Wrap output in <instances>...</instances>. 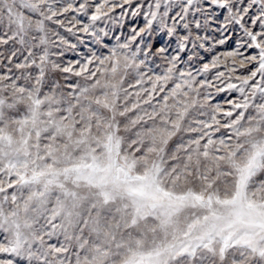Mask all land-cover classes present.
I'll return each mask as SVG.
<instances>
[{
  "label": "snow or ice",
  "instance_id": "snow-or-ice-1",
  "mask_svg": "<svg viewBox=\"0 0 264 264\" xmlns=\"http://www.w3.org/2000/svg\"><path fill=\"white\" fill-rule=\"evenodd\" d=\"M0 264H264V0H0Z\"/></svg>",
  "mask_w": 264,
  "mask_h": 264
}]
</instances>
